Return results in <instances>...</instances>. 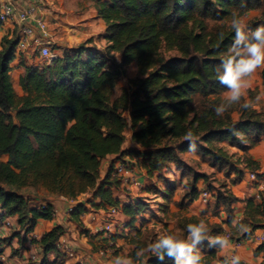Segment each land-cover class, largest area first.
<instances>
[{"label":"trees","instance_id":"1","mask_svg":"<svg viewBox=\"0 0 264 264\" xmlns=\"http://www.w3.org/2000/svg\"><path fill=\"white\" fill-rule=\"evenodd\" d=\"M87 1L105 26L102 49L92 47L88 39L63 48L51 64L29 66L26 61L33 57L15 56L14 32H8L0 42V218L16 217L17 233H31L39 219L51 220V206L44 210L30 207L21 194L26 188H42L72 201L92 194L99 200L92 207L120 208L127 218L125 227L135 229L136 218L143 219L146 206L141 200L120 205L112 193L119 182L111 176L113 165L99 180L102 160L136 157L152 177L171 164H181L179 155L188 152L184 136L189 130L197 138L202 156L220 164L227 161L217 146L227 141L245 153V168H252L248 172L259 170L248 152L264 138V112L239 106L234 121L228 115L218 117L214 108L225 102L222 94L227 89L216 72L234 39L231 20L234 15L243 18L262 9L261 17L249 28L264 24V0ZM169 52L175 56L164 57ZM15 60L23 69L21 96L11 78ZM131 65L137 77L113 98L120 76ZM261 78L264 85V71ZM127 130L139 150H122ZM257 177L264 178V172ZM171 193L168 188L160 195L167 202ZM189 199L194 201L197 195ZM235 202L237 198L229 189L215 198V206L222 205L227 212L232 240L241 242L264 228V192L259 201L245 200L239 223L248 227L247 232L239 231L234 223ZM162 208L159 211L164 212ZM85 211L77 205L71 214L79 226ZM195 223L192 220L191 224ZM62 235L60 226L43 234L38 241L43 257L40 264H57L55 243ZM12 237L20 236L15 232ZM200 251L203 254L204 250ZM216 253L217 248L209 247L203 264H215ZM48 255L55 261L47 262ZM259 255L264 264V242L253 250L254 257ZM164 262L173 264L167 257L163 262L155 256L148 261Z\"/></svg>","mask_w":264,"mask_h":264},{"label":"rangeland","instance_id":"2","mask_svg":"<svg viewBox=\"0 0 264 264\" xmlns=\"http://www.w3.org/2000/svg\"><path fill=\"white\" fill-rule=\"evenodd\" d=\"M262 9L249 12L246 16L241 18L244 22L250 25L251 22L261 17ZM231 24V23H230ZM96 24L95 33L93 34L95 44L91 46L98 49H102L105 42L100 34L101 30ZM53 32V38L59 36L58 27L51 28ZM70 32L69 29L65 30ZM11 33V29H8ZM82 43V42H81ZM79 43V44H81ZM78 44V45H79ZM76 45V46H78ZM75 46V47H76ZM175 56L173 52L165 53L164 57ZM34 60L26 61L29 66H41L42 61L37 56H32ZM118 61L119 56H115ZM137 77L136 68L134 65L126 67L124 74L120 76L116 89L113 92V98L117 97L122 88L128 89L132 80ZM14 75L12 83L17 95L21 96L23 93L19 87V81L16 80ZM257 87L252 91L247 92L246 100H248L253 108L258 111L264 112V97L260 96L257 91ZM222 99L225 100V94ZM239 106L236 104L231 106L224 114L235 120L239 117ZM127 112L123 115L127 117ZM127 133V132H126ZM264 141V138L262 139ZM263 144V145H262ZM262 147H259V152L255 155L258 164H264V142ZM225 154L227 155V161L216 162L211 157L202 156L198 151L195 155L186 152L183 155H179L181 160L180 165L171 164L168 166L166 174H154L152 177H148L145 170L141 167L140 160L136 157L128 158L129 163L133 162V165L137 170L143 172L141 177V187L130 190L123 189V194L116 197L122 200L123 203H129V197L126 194L130 193L132 200H141L145 204V213L142 215V220L136 218L134 224L135 229L123 228L119 225V221H114V231L110 236H107L101 232L92 233L90 229H85L87 225L98 226L108 222L109 218L106 216L108 213L106 208L96 210L91 207L89 203H85L87 216L89 221L83 217V223L78 225V237L74 239L69 237L67 240L72 241L74 246H70L73 251L74 262L83 261L91 262V264H113L116 256H129L135 259V253L139 248L145 247L147 244L154 242L160 235L173 234L182 239L187 238V225L195 220L197 223L200 220H204L209 229L210 235L217 233V235L225 236L229 234L230 240L231 230L227 225V212L223 206L218 208L215 206V198L218 194H223L225 190H230V186L234 181H241L247 176L248 171L252 168H245L244 156L245 153L240 149L230 146L229 142L224 141L218 144ZM1 160H5L2 158ZM119 182L114 185L119 187ZM121 188V187H119ZM171 189L172 193L168 201H164L161 197V191ZM42 188H33L32 194L37 197L41 202L45 201L46 194H42ZM205 190L208 193L206 201L202 200L201 192ZM197 195V199L190 201L189 197ZM87 198L86 196L79 199L83 202ZM90 199L91 197L88 196ZM235 204V203H234ZM164 207V208H162ZM162 208L164 212L159 211ZM71 216V214L66 213ZM98 216V222H93ZM106 216V217H104ZM72 217V216H71ZM190 219H192L190 221ZM87 221V222H86ZM218 228V229H217ZM14 229V228H13ZM8 230L3 233L0 239V246L6 245L10 238L14 236V230ZM219 230V231H218ZM19 235V233H16ZM20 236V235H19ZM107 236V237H105ZM110 249L111 251L102 257L99 255V251ZM203 249V254L209 250L207 241L203 245L199 246V250ZM60 260L63 253L58 252ZM41 255V254H39ZM154 256L152 254H146L141 258L137 264H149L148 261ZM230 259V247L226 249L217 248L215 264H224L225 260ZM29 262H32L30 260ZM88 263V264H89ZM163 264H171L164 262Z\"/></svg>","mask_w":264,"mask_h":264},{"label":"crops","instance_id":"3","mask_svg":"<svg viewBox=\"0 0 264 264\" xmlns=\"http://www.w3.org/2000/svg\"><path fill=\"white\" fill-rule=\"evenodd\" d=\"M4 2H12L20 7H25L27 2L26 0H2ZM45 20L47 21L48 25L51 28L58 27V32L60 33L58 37H55V49L60 54L63 48H73L81 42H84L88 39L93 37L95 33V26L96 24L99 26V30H101L100 34H104V23L101 19L97 17L96 11L93 7L91 1L87 0H47L46 4V11H45ZM69 29V33L65 30ZM8 33L7 26H1L0 28V42L1 39L6 36ZM92 43L95 44L94 39H92ZM1 49V47H0ZM23 73V69L18 66V61L15 60L12 64L11 70V78L13 80L14 75H16L17 82L19 81L20 76ZM257 87V91L259 92L260 96L264 97V85L263 80L261 78V71H258L252 78H251V86L248 91L254 90ZM227 92V91H226ZM224 92L223 95L226 93ZM256 108V107H255ZM254 108V109H255ZM234 120V119H233ZM235 119L234 121H236ZM125 133L126 140L122 146V150H139V147L131 140V131L127 130ZM264 141L261 140L259 144L249 150L248 155L253 161L258 162L256 160V154L259 152L258 148L262 147V143ZM262 144V145H261ZM186 153V152H185ZM182 153L180 155H183ZM128 156L124 155L121 158H116L115 156H108L104 160H102L100 168H99V180H102L110 165H115L117 162L125 161L129 162ZM134 158V157H132ZM130 159V158H129ZM133 164V162H131ZM168 169H164L161 173L166 174ZM264 172V164H259L258 173ZM138 174L140 177L143 176L142 170H138ZM121 187V188H119ZM118 188H112L113 197H116V194L121 195L123 194V189L130 190L132 192L133 188L124 187L123 184H119ZM42 190V194H46L45 201L41 202L37 197H34L32 194L33 188H26L21 191V194L28 200V204L30 207L38 208L41 204H47L53 207L57 215L54 219L51 220H44L39 219L36 222V225L31 233L23 234L19 232L20 237H12L10 241L6 245L2 247V255L6 259V264H40L42 260V256L38 255L37 261H30V257L33 254H41L40 245L38 241L43 236V234L49 232L56 226H60L63 229V235L60 237L61 241H65L70 246H74L75 243L72 241L67 240L69 237L73 239L78 237V224L74 222L71 216L66 215L67 208L73 204L74 206L82 205L85 208V203H89L91 207L99 202L98 198H94L92 194H84L80 197L86 196L83 202L78 197L75 201H70L66 198L61 196H54L49 194L44 189ZM230 190L232 194L237 198V202L232 205L233 209V216L236 219L237 217H242L244 209H245V200L249 198H253L256 187L255 184L252 183L247 179V176L244 177L241 181L237 182L236 184H232L230 186ZM129 197L128 200L130 202H134L136 200H132L130 193L126 194ZM88 196L91 198L89 199ZM120 202V205L124 203L122 200L117 198ZM107 208V207H106ZM97 210V209H96ZM83 217L88 220L89 217L87 213H83L80 215L79 220L80 223H83ZM93 222H98L99 218L96 216L95 220L93 216L91 217ZM117 219V220H116ZM139 219V218H138ZM12 223L14 224V233L18 232L17 230V221L16 217H13ZM98 220V221H97ZM119 221V225L123 228H128L126 226L127 218L121 212L119 208L118 213L114 216V221ZM89 221V220H88ZM87 222V221H86ZM234 223L235 220H234ZM89 225L85 227L88 229ZM264 234V228L257 229L254 231L251 236L240 242V245L235 247L232 242L230 241V258L233 255H239L241 257V264H263L261 255L254 257L253 250L255 247L260 244V240L258 237ZM35 241V242H34ZM74 256V255H73ZM73 256H63L60 260L57 258V264H88L89 262L78 261L74 262ZM45 260L49 263L55 261L53 255L46 256ZM91 264V262L89 263Z\"/></svg>","mask_w":264,"mask_h":264},{"label":"clouds","instance_id":"4","mask_svg":"<svg viewBox=\"0 0 264 264\" xmlns=\"http://www.w3.org/2000/svg\"><path fill=\"white\" fill-rule=\"evenodd\" d=\"M231 28L234 30L233 42L228 54L222 59L221 67L216 72L219 83L227 89L225 102L214 108L218 117H222L231 106L236 104H240L245 109L250 108L251 104L245 98L251 86V78L258 71H264V24L251 29L244 20L234 15ZM184 139L189 144V154L195 155L197 138L193 132L189 130ZM236 225L241 232L249 230L246 225L238 221ZM209 233L207 223L200 220L198 223L187 225L186 239L173 234L160 235L154 242L139 248L135 253V259L129 256H116L113 264H137L149 253L160 262L167 257L173 261V264H203L204 256L199 246L205 241L210 248L226 249L231 246L228 237L212 236ZM224 264H241V257L233 255L225 260Z\"/></svg>","mask_w":264,"mask_h":264},{"label":"built area","instance_id":"5","mask_svg":"<svg viewBox=\"0 0 264 264\" xmlns=\"http://www.w3.org/2000/svg\"><path fill=\"white\" fill-rule=\"evenodd\" d=\"M27 4L25 7H20L12 2H4L0 0V24L2 26H7L8 29H11V33H15L17 37V43L15 48L16 58L24 57L26 59L32 58V56H37L42 64H51V62L56 59L59 55L55 49V41L53 38V32L51 27L48 25L45 20V11L47 0H26ZM260 174L256 171L248 172L247 179L255 184L256 192L253 196L255 201H259L262 193L264 192V178L258 179L257 175ZM112 178L118 180L120 184H123L127 188H139L141 187V177L138 174V170L133 164L129 162L121 161L117 162L112 169L111 173ZM201 197L203 201H206L208 193L203 190L201 192ZM72 202V200H70ZM47 204H41L37 209L44 210L47 209ZM75 206L71 204L66 213L72 214ZM108 213L106 216L109 218L108 222L100 224L98 226H89L88 229L92 233H103L107 236H110L114 231V222L113 218L118 213L119 208L110 206L106 208ZM57 215L56 210L51 207L50 217L54 219ZM104 216V217H106ZM13 217H3L0 218V239L4 232L14 228L12 223ZM240 222L241 217H237L235 222ZM105 236V237H107ZM226 237L229 234L225 235ZM260 242H264V234L258 237ZM232 244L237 247L240 245L239 241L232 240ZM55 249L58 252L63 253L65 256H73V251L68 243L61 241L60 239L55 243ZM111 250H101L99 255L104 257ZM39 254H33L30 257V260L37 261ZM0 262L6 264V259L0 254Z\"/></svg>","mask_w":264,"mask_h":264}]
</instances>
